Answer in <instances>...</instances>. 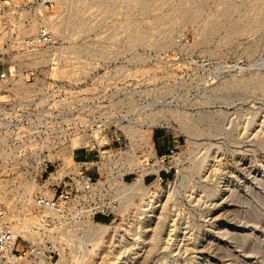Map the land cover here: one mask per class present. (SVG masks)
I'll use <instances>...</instances> for the list:
<instances>
[{"label": "rangeland", "instance_id": "374dc122", "mask_svg": "<svg viewBox=\"0 0 264 264\" xmlns=\"http://www.w3.org/2000/svg\"><path fill=\"white\" fill-rule=\"evenodd\" d=\"M59 2L47 18L55 59L76 65L56 102L61 159L72 163L73 138L102 144L108 129L115 145L125 128L144 135L149 125L173 148L164 162L172 174L129 199L117 165L103 160L91 207L45 224L52 214L36 208L35 186L10 194L18 182L0 180V204L28 254H40L37 264H264V0ZM32 86L15 81L4 93L21 100ZM128 214L127 237L107 234ZM96 222L110 228L97 235Z\"/></svg>", "mask_w": 264, "mask_h": 264}, {"label": "built area", "instance_id": "2783aa9c", "mask_svg": "<svg viewBox=\"0 0 264 264\" xmlns=\"http://www.w3.org/2000/svg\"><path fill=\"white\" fill-rule=\"evenodd\" d=\"M58 2L0 0V166H7L0 169V180H7L5 185L18 182L8 186L10 194L22 190L25 184L35 186L36 208L52 214L43 217L44 224L57 213L91 207L99 191V179L105 173L97 166L103 160L115 162L117 178L122 182L138 174L143 183L161 184L169 182L172 174L164 162L173 148L157 149L152 134V151L144 140L149 125L143 129L144 135L142 130L125 128L115 136V145L107 140L112 135L108 129L101 132L102 144L79 138L80 146L71 149L72 163L63 166L57 120L61 110L56 102L61 98V86L73 81L69 76L76 65L55 59L57 34L47 18L49 12L56 11ZM48 52H52L50 59H40ZM15 81L33 85L31 92L22 97L33 106L22 104L14 93H4ZM81 149H85V155L76 153ZM92 151L98 153L95 160L87 155ZM51 173L56 177L50 179ZM92 218H96L95 214ZM26 243L7 220V208L0 204V264H37L40 254H28Z\"/></svg>", "mask_w": 264, "mask_h": 264}, {"label": "bare ground", "instance_id": "6f19581e", "mask_svg": "<svg viewBox=\"0 0 264 264\" xmlns=\"http://www.w3.org/2000/svg\"><path fill=\"white\" fill-rule=\"evenodd\" d=\"M60 3V2H59ZM65 3V2H64ZM262 3H264V2H262ZM59 10V9H58ZM61 12V11H60ZM59 13V12H58ZM65 16V15H64ZM71 16V15H70ZM255 17V16H254ZM259 21V20H258ZM56 23V22H55ZM50 24V23H49ZM53 24V23H52ZM248 24V23H247ZM51 25V24H50ZM256 26V25H255ZM54 27V24H53V26H52V28ZM253 28V27H252ZM256 28V27H255ZM153 129H151V127L148 129V132H147V134H146V136H145V141L151 146V150L153 151L154 150V148H153V145H152V143H151V141H152V139H151V136H152V133H153V131H152ZM73 143H76V144H73ZM80 143H81V141H80V139L78 138V137H76V138H73L72 140H71V144H70V148L72 149V148H77V147H79L80 146ZM71 151V150H70ZM70 155H72V154H70ZM71 158H72V156H71ZM62 163L63 164H68V162L65 160V159H62ZM66 167V166H65ZM56 176H54V173H51V175H50V179L51 178H55ZM122 186L120 187V190H121V192H122V194H128V197L127 198H129V199H131L130 197H133L134 195H136V194H138V193H143V192H145L146 194H147V192H146V188H149V186L150 185H157L155 182H152L150 185H148V184H146V183H143L142 182V175H139L138 177H136L135 179H133L131 182H122ZM159 185V184H158ZM227 188V187H226ZM28 189H30L29 187H28ZM147 190H149V189H147ZM236 193V192H235ZM145 194V195H146ZM165 194H166V190H164L163 189V192H155V191H152L151 193H150V196H153L155 199H158V200H160L163 196H165ZM254 194V193H253ZM138 195H140V194H138ZM143 194H141V196H142ZM257 196V195H256ZM150 198V197H149ZM233 198V197H232ZM240 198V197H239ZM262 198H264V197H262ZM128 200V199H127ZM233 200V199H232ZM257 200V199H256ZM235 201V200H234ZM233 201V202H234ZM259 201V200H258ZM243 203V202H242ZM245 203V202H244ZM243 203V204H244ZM260 203V202H259ZM149 204V203H148ZM241 204V203H240ZM246 204H249V203H246ZM143 208H144V206H142ZM262 207H264V206H262ZM258 209V208H257ZM133 210V209H132ZM234 211H235V209H233ZM139 216H141V217H143L140 213H139ZM250 216V215H249ZM252 216H253V214H252ZM245 216H243V218H244ZM124 218V220H123V222L121 223V229H117V227H114V226H111L112 228H110V225H108V224H106V223H102V222H96L95 223V227L93 228V232H95V234H97V235H100V236H102L103 235V233H105V231L108 229V228H110L109 229V231L107 232V234H115L114 232H117V231H119L120 233H119V235L120 234H122V235H125L126 237H127V235L126 234H129L130 232H131V230H132V228H133V221H134V219L133 218H131V216H129V214L128 215H126V216H124L123 217ZM146 218V217H145ZM252 218V217H251ZM251 218H249V219H251ZM150 219V218H149ZM149 219H146L147 220V222L145 223L146 225H148V224H150V223H152V221L151 220H149ZM245 220H246V217H245ZM251 220H255V219H251ZM145 221V220H144ZM135 222V221H134ZM254 223H256V222H254ZM121 230V231H120ZM231 234V233H230ZM233 237V236H232ZM119 239V238H118ZM102 242V243H101ZM104 245V242L103 241H100L99 242V244H96L97 245V247H99V246H101V245ZM100 248V247H99ZM221 248V247H220ZM249 251H251V250H249ZM89 261H91L90 259H88ZM203 260V259H202Z\"/></svg>", "mask_w": 264, "mask_h": 264}, {"label": "crops", "instance_id": "0c3cea01", "mask_svg": "<svg viewBox=\"0 0 264 264\" xmlns=\"http://www.w3.org/2000/svg\"><path fill=\"white\" fill-rule=\"evenodd\" d=\"M163 137H164V134H155L154 140H155V144L157 145L158 149L165 151L167 149V145H169L170 142L168 140H166V138H163ZM161 138H163L162 143L158 144V141Z\"/></svg>", "mask_w": 264, "mask_h": 264}, {"label": "trees", "instance_id": "16d2710c", "mask_svg": "<svg viewBox=\"0 0 264 264\" xmlns=\"http://www.w3.org/2000/svg\"><path fill=\"white\" fill-rule=\"evenodd\" d=\"M96 220H98V221H103V220H104V218H103V217H101V216H96Z\"/></svg>", "mask_w": 264, "mask_h": 264}]
</instances>
